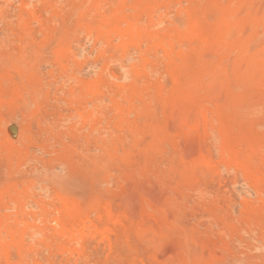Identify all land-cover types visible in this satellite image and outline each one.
Returning a JSON list of instances; mask_svg holds the SVG:
<instances>
[{"label":"rangeland","instance_id":"rangeland-1","mask_svg":"<svg viewBox=\"0 0 264 264\" xmlns=\"http://www.w3.org/2000/svg\"><path fill=\"white\" fill-rule=\"evenodd\" d=\"M0 264H264V0H0Z\"/></svg>","mask_w":264,"mask_h":264},{"label":"bare ground","instance_id":"bare-ground-1","mask_svg":"<svg viewBox=\"0 0 264 264\" xmlns=\"http://www.w3.org/2000/svg\"><path fill=\"white\" fill-rule=\"evenodd\" d=\"M84 226H85V225L82 223V225H81V227H80V228H84ZM84 229H85V228H84ZM84 229H82V230H84ZM82 232H83V231H82Z\"/></svg>","mask_w":264,"mask_h":264}]
</instances>
